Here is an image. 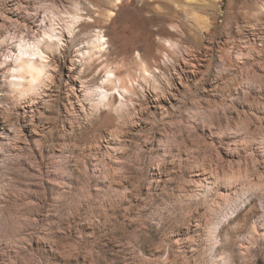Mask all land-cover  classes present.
I'll use <instances>...</instances> for the list:
<instances>
[{"label": "rangeland", "instance_id": "rangeland-1", "mask_svg": "<svg viewBox=\"0 0 264 264\" xmlns=\"http://www.w3.org/2000/svg\"><path fill=\"white\" fill-rule=\"evenodd\" d=\"M53 4L92 18L65 31L54 83L16 91L18 39L41 36ZM9 7L0 264H264L255 221H264V0H0ZM100 30L106 48L83 59ZM72 60L80 83L105 86L111 105L71 94ZM116 67L131 91L104 84ZM231 174L233 192L205 195Z\"/></svg>", "mask_w": 264, "mask_h": 264}, {"label": "bare ground", "instance_id": "bare-ground-1", "mask_svg": "<svg viewBox=\"0 0 264 264\" xmlns=\"http://www.w3.org/2000/svg\"><path fill=\"white\" fill-rule=\"evenodd\" d=\"M15 10L16 9L12 7H9L7 9H2L0 11V17L3 19L4 22L11 21V19L13 20L14 16H17ZM79 11H80V7L78 5H76L75 11L63 12L59 9V7L56 4H53L51 6L50 14L47 15L48 17L46 16L48 20L46 18L42 19V24L39 25L40 27H42L41 36H39L33 41L26 40V37L24 35H22L18 39V53H16L15 56L13 57V61L15 64L14 66L9 68V72H8L9 75L11 76V79H9V83L11 87H13V89H15L16 91L18 90L22 93L35 94L37 93L38 89L40 90V88L44 86V84L47 81L54 83L55 77L57 76V73L60 70L58 68L59 67L58 65H60L58 64V61L60 60L58 52L62 53L63 51L62 49L64 48V45H66V41L64 39L65 31L69 34L70 37L75 36L77 25L82 26L83 24L86 23L87 17L92 18V16L90 15L80 14ZM112 14L113 12L110 11L108 15L111 16ZM26 27H27V31H30V29H32L34 26L27 25ZM82 31L83 30L80 29L78 33H81ZM87 42H89V44H92L93 48L87 49L85 51H81V56L83 57V59H87V58L92 59L93 49L95 47H97L100 51L106 48L104 47L106 41L104 39V35L102 34V30H100L96 40H92L91 42L90 40H87ZM139 59L141 61L140 63L141 64L143 63L142 64L143 69L145 70L143 72H147L149 74L148 77L151 76L152 78H155L154 77L155 75L153 74L154 72L150 70L151 65L149 64L150 66L149 68L148 64H145L141 57H139ZM107 61L110 62V59L108 58ZM110 64H112V62H110L109 64L105 63V67L108 68ZM75 65H76V61L72 60L70 66H66L67 71L69 72L71 77V84H72L71 94L79 101L82 100L83 98L85 99L88 98V100L89 99L92 100L94 96H98V98L95 97L98 99L97 104L95 103L92 104L97 106V108L100 107L101 105H109V104L111 105L112 102H114L115 98L112 95V93L109 91V89H107L105 86L96 87L94 89H88L85 83L82 82L80 83L81 80L79 81V78L81 79V75H80L81 72L80 73L76 72ZM63 67H65V65H63ZM121 73L122 72H119L118 67L108 70L104 80V84H108L113 88L119 89V91L120 89L123 91L125 90L131 91L128 86L129 85L128 79L123 78ZM128 76L131 77L130 74ZM144 79H145V75H144ZM133 81L134 80L131 79V82ZM156 93L157 96L154 98H156L157 100L163 98L169 101L171 100V98H173V95L168 96L164 92H162L161 95L158 94V91ZM226 176H224L225 181L222 180V182L224 181L225 183L224 185L219 184L221 183V181L217 183V179L215 181L208 183L204 187L205 195L209 196L215 190H217V192L221 191L222 193L233 192L238 178L236 175L233 174L228 175L227 177ZM247 182H248V187L246 188L247 191L252 190L254 187L253 186L254 183L252 184L250 180H247ZM260 186L261 185H259V188L262 189ZM229 199L230 198H228V200ZM222 217L226 218V215L224 214ZM223 218H220L219 224L223 222ZM260 219H261L260 217H257L255 221L257 224H259L262 230V235H264V221ZM219 224L217 223L215 230L218 229Z\"/></svg>", "mask_w": 264, "mask_h": 264}]
</instances>
